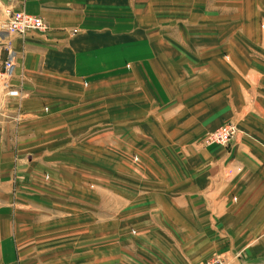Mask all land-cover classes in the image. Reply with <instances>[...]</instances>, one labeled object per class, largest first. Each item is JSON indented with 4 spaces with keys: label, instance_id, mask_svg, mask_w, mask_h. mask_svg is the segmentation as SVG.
I'll list each match as a JSON object with an SVG mask.
<instances>
[{
    "label": "crops",
    "instance_id": "1",
    "mask_svg": "<svg viewBox=\"0 0 264 264\" xmlns=\"http://www.w3.org/2000/svg\"><path fill=\"white\" fill-rule=\"evenodd\" d=\"M191 3L169 20L147 1L0 0V24L10 8L48 27L0 34L19 90L0 78V264H264V0ZM226 123L229 147L201 145ZM133 155L135 180L116 167ZM69 218L92 230L51 231Z\"/></svg>",
    "mask_w": 264,
    "mask_h": 264
},
{
    "label": "rangeland",
    "instance_id": "2",
    "mask_svg": "<svg viewBox=\"0 0 264 264\" xmlns=\"http://www.w3.org/2000/svg\"><path fill=\"white\" fill-rule=\"evenodd\" d=\"M145 1H147V4L150 5V8H153V7H155V8L156 7H159L161 9L163 8V10L165 12L164 13V18H168L169 20H170L171 16H174L175 18H179L180 20H187V18H188L187 13H188V11L191 10V6H192V3H191L192 0H140V1L137 0V2L140 3L139 6H141L143 8H145V6H143V5H145ZM135 4H137V3H135ZM194 7H197V3L194 5ZM146 9H148V8H146ZM45 25H46V23H45ZM29 33H31V32H29ZM38 33H40V32H38ZM40 34H44V33H40ZM24 36H22V37H24ZM5 43H10L11 44L10 41H5ZM221 127H229V128L232 127L233 128L234 133L230 137L231 139H230L229 143L226 144V145H224V146L223 145L221 146V145H218V144L217 145L216 144L207 145L205 141L209 137V134L213 133L214 131H216L217 129H219ZM217 129L214 130V131H212V132H210V133H208V134H206V135H204L203 138L201 139L202 140L201 141V145H203L204 147H207V146L208 147L209 146H218V147L227 148V147H229L230 143L233 141V139L237 136V134L239 132L238 129H237V127H236V125L234 123H226V124H223L220 127H218ZM130 147H131V145H130ZM133 148H134V146L132 145V149ZM123 152H128V151L126 149H123L122 152L121 151H117V153H115V155L117 157H123V155H122ZM108 153H109L108 150H104V149L101 148V151H100L101 163L103 165H105V166H108V164L110 165L111 161L114 160V158L111 157V154H114V153L111 152L110 153V156L108 155ZM126 159H128L129 162ZM126 159L125 160H116V162H123L122 165H116V167L119 168V169H121L123 171V173H125V174H126V172L129 174L128 170H129V167H130V174L127 177H129V179H132L133 178L135 180L137 178L136 172L139 175L140 170H138V168H140V166H142V161H140L142 159H140V157L138 155L137 156L133 155L131 157L129 156ZM136 170H138V171H136ZM105 175H100L99 176V179H98V184L101 187H103V188H106L107 184L109 182H112V180L114 178V177H111V176H107V174H105ZM75 195H76V193L69 192V197H73ZM100 204H101V206H103L101 208V214H106V208H105L106 207V204L104 202V199L100 198ZM54 205L55 206H53V208L56 207V204H54ZM67 208H69V209L66 212H64V213H60V212H57L56 213V212H53V215H61V214L67 213L65 215H68V214L71 215L70 218H75V219H80L81 218V215H79V207H77V206H71V207H67ZM78 221L79 220H77V222H76L75 220H71L70 219V220H68V222H65L64 224H58V225L56 224L53 227V229H51V231L53 233L54 232H61V233H64V234H69V233H72V232H75V231H82L83 229L81 228V225L83 224L84 227H87V224L90 223V222L89 223H80ZM129 225L124 228V224L123 223L122 224H118L117 225V231L124 232L125 229H126V231L129 234H132L133 238H135L134 237L135 235H133V233H134V231H136V232L138 231V228L137 227H139V225H135L133 223H130ZM106 227H107L106 225L102 226L100 224L98 228H99V231L100 232H106L107 231V228ZM87 228H88L89 231L92 230L91 223L89 224V226ZM94 231H96V230H94ZM214 258L215 259H218L219 261H222L223 264H225V262L223 261L222 258H220V256H214L211 259H214ZM209 260H207V261H209ZM203 263H206V262H202L201 264H203Z\"/></svg>",
    "mask_w": 264,
    "mask_h": 264
},
{
    "label": "built area",
    "instance_id": "3",
    "mask_svg": "<svg viewBox=\"0 0 264 264\" xmlns=\"http://www.w3.org/2000/svg\"><path fill=\"white\" fill-rule=\"evenodd\" d=\"M9 5H11L15 0H6ZM7 19L4 23L0 24V34L15 35V36H24L29 32H40L46 33L48 30L47 26L43 20L39 17L28 15L24 12L13 11L8 8L6 10ZM0 47L3 53V60L0 69V76L2 78L3 89L6 91V95L9 98L18 97L19 90L14 86L10 85V79L13 77L15 62L17 59V54L13 50L10 43L1 42ZM234 133L232 127H221L209 134V137L206 139L207 145H226L230 141V137ZM203 264H223L222 261L218 259H210Z\"/></svg>",
    "mask_w": 264,
    "mask_h": 264
},
{
    "label": "bare ground",
    "instance_id": "4",
    "mask_svg": "<svg viewBox=\"0 0 264 264\" xmlns=\"http://www.w3.org/2000/svg\"><path fill=\"white\" fill-rule=\"evenodd\" d=\"M18 12H22V11H18ZM0 78H1V76H0ZM1 80H2V78H1Z\"/></svg>",
    "mask_w": 264,
    "mask_h": 264
}]
</instances>
